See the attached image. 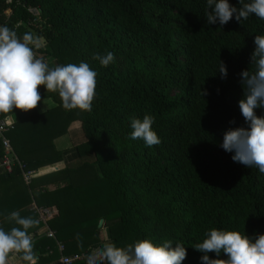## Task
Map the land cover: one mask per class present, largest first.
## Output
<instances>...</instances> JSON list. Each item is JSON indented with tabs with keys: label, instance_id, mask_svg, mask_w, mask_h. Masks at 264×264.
<instances>
[{
	"label": "trees",
	"instance_id": "trees-1",
	"mask_svg": "<svg viewBox=\"0 0 264 264\" xmlns=\"http://www.w3.org/2000/svg\"><path fill=\"white\" fill-rule=\"evenodd\" d=\"M229 3L238 6L237 0ZM32 8L40 14L33 26H44L46 45L33 47L35 54L49 56L55 65L87 62L98 72L91 112L66 110L55 95L57 108L45 115L17 110L19 121L6 134L26 170L37 171L61 162L52 142L79 121L86 141L73 150L93 159L29 184L17 167L0 172V185L17 182L32 190L63 183L34 198L58 212L48 222L55 238L34 242L39 264L100 247L107 242L100 240L101 220L109 240L120 247L144 238L183 243L182 264H200L201 253L192 247L210 228L264 234V174L233 162L219 147L223 131L246 127L238 108L239 74L254 70L253 40L264 34V20L253 14L241 23L233 18L223 26L208 25L205 0H0V25L22 37L30 32L25 26L33 19ZM106 52L115 59L104 68L92 56ZM219 61L227 66L224 79L216 73ZM205 89L209 94L201 96ZM11 114L0 112V119ZM145 114L154 117L159 145L128 138L130 118ZM256 114L264 115V109ZM17 208L6 207L0 219L22 207ZM22 216L38 219L28 212ZM40 226L37 221L29 233Z\"/></svg>",
	"mask_w": 264,
	"mask_h": 264
},
{
	"label": "clouds",
	"instance_id": "clouds-1",
	"mask_svg": "<svg viewBox=\"0 0 264 264\" xmlns=\"http://www.w3.org/2000/svg\"><path fill=\"white\" fill-rule=\"evenodd\" d=\"M237 4L233 6L229 0H205L207 24L223 26L233 18L241 23L253 14L264 20V0H237ZM38 40L31 32L21 37L8 26L0 25V112L12 113L13 109L27 112L36 108L42 101L40 86L45 92L57 93L64 109L91 112L98 72L83 61L49 66L42 58H36L33 51L32 45ZM253 44L250 61L254 70L239 74L243 95L238 108L246 127H229L223 131L219 147L232 154L233 162L255 167L264 174V115L256 114L257 109H264V34L255 35ZM92 59L106 68L115 56L112 52L95 53ZM217 72L221 79L227 77V66L222 61L216 67ZM208 94L206 89L200 91L201 96ZM153 124L152 115L130 118L128 138L142 140L146 147L159 145L161 140ZM8 218L15 226L9 230L0 227V264H8L10 254H15L23 264H39L29 233L37 221L17 211L11 212ZM192 248L201 253L200 264H264V234L261 233L249 236L244 231L210 228ZM209 253L216 258H210ZM222 255L227 258L221 259ZM186 257L187 249L181 242L154 243L144 238L122 247L109 240L92 249L86 259L87 264H182Z\"/></svg>",
	"mask_w": 264,
	"mask_h": 264
},
{
	"label": "crops",
	"instance_id": "crops-1",
	"mask_svg": "<svg viewBox=\"0 0 264 264\" xmlns=\"http://www.w3.org/2000/svg\"><path fill=\"white\" fill-rule=\"evenodd\" d=\"M35 55L36 58H42L45 62H47V59H50V57L48 58L46 55L43 54L42 55L35 54ZM38 91H40L41 94L45 95V98L44 100L42 99L41 102H38L37 107L32 109L31 111L34 110L36 115L42 116L45 115V113H47L48 111L57 108V104L52 99V97L57 95V93L45 92L42 86L38 87ZM16 111L17 110L13 109L12 110L13 114L3 118L11 125L10 132L14 131L13 129L16 126L17 122L19 121V117ZM85 141H86V137L83 132L81 123L79 121H75L71 123L66 130V134L54 139L52 142L56 151L62 153L61 162L37 170L35 179L53 173H58L64 170L77 169L83 163H91L93 161L91 156L80 158L76 155V153L73 150L76 146L80 145L81 143H84ZM61 186H63V183L44 184V185H39L37 187H33V189L31 190L28 187L18 186L17 182L12 183L10 185L8 184L0 185V207H2V210L0 211V215L6 213V211L4 210L6 207L9 210L18 209L17 207L19 208L22 207L20 208V210H17L20 213V215H23L27 212L36 214V210H45L50 214L51 217L48 220H46L45 223L37 219L38 223H41L40 230L36 231V233L34 234H30V236L34 243L37 240L46 238L48 232H52L55 234L54 231L50 230L48 225V222L51 219H53L56 215H58L55 206L47 207L48 203L42 200L37 202V200H35L34 198L45 192H53L55 190H58L62 188ZM28 201L30 202L27 204ZM24 202L26 203V205H23ZM8 217L9 216L0 219V225L10 222ZM35 253L36 255H39L38 252ZM8 264H23V262L19 261L15 254H10L8 259Z\"/></svg>",
	"mask_w": 264,
	"mask_h": 264
},
{
	"label": "built area",
	"instance_id": "built-area-1",
	"mask_svg": "<svg viewBox=\"0 0 264 264\" xmlns=\"http://www.w3.org/2000/svg\"><path fill=\"white\" fill-rule=\"evenodd\" d=\"M28 12L33 16V19L27 23L25 27L31 28L35 21L40 20V14L36 9H28ZM11 130V125L4 119H0V144L2 147V154L0 155V172H4L7 174L12 173L14 167H17L21 172L22 180L25 184H29L30 181L36 177V171H28L26 170L24 164L18 160L15 156L13 149L9 140L6 138V134ZM36 215L38 216V220L43 223L46 222L51 216L45 210H36ZM55 234L52 232L47 233V237L49 239H54ZM58 250L62 252L63 247L61 244H58ZM87 258V254L77 255L72 257H67L61 255L56 264H76Z\"/></svg>",
	"mask_w": 264,
	"mask_h": 264
},
{
	"label": "rangeland",
	"instance_id": "rangeland-1",
	"mask_svg": "<svg viewBox=\"0 0 264 264\" xmlns=\"http://www.w3.org/2000/svg\"><path fill=\"white\" fill-rule=\"evenodd\" d=\"M8 13L9 12H7V14ZM41 26H42L41 23H39L38 25L31 26V28L26 27L28 30H30V32L35 33L34 36L36 35V37L39 38L37 44L36 45H32V47H34L36 50L37 49H45L46 48V45H45V42H44V38H43V27L44 26H42V27ZM47 57L49 58V56H47ZM47 63L49 64V66H54L55 65L54 60L52 58L47 59ZM102 221H103V225H102V227L100 229L101 230V232H100V240L101 241H105V240L108 241L110 239V232H109V229L105 225V221L104 220H102ZM38 230H40V228Z\"/></svg>",
	"mask_w": 264,
	"mask_h": 264
},
{
	"label": "water",
	"instance_id": "water-1",
	"mask_svg": "<svg viewBox=\"0 0 264 264\" xmlns=\"http://www.w3.org/2000/svg\"><path fill=\"white\" fill-rule=\"evenodd\" d=\"M102 225H103V221L101 220V221L99 222L98 228L101 229Z\"/></svg>",
	"mask_w": 264,
	"mask_h": 264
}]
</instances>
